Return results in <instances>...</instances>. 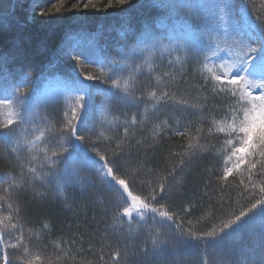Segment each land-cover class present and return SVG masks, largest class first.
I'll use <instances>...</instances> for the list:
<instances>
[{
  "label": "trees",
  "instance_id": "trees-1",
  "mask_svg": "<svg viewBox=\"0 0 264 264\" xmlns=\"http://www.w3.org/2000/svg\"><path fill=\"white\" fill-rule=\"evenodd\" d=\"M200 2L211 4L214 0ZM236 2V19L242 24L255 22L256 15L264 17V0H252L243 17L239 14V0ZM110 3L112 6L108 7ZM154 3L155 0H128L123 5L118 0H0V17L4 18L0 22V56L9 57L6 71H0V99L10 97L12 89L27 77L25 82L28 88L24 90L27 102L23 113L30 115L37 124L41 117L46 116L59 125L64 119L65 110L74 106V97L78 94L62 83L50 85L51 90L46 93L41 92L43 86L56 76L68 79L73 78L74 74L81 78L86 75L96 77L90 81L89 92L85 97L86 108L80 113L87 125L78 127L85 132L87 127L95 128L89 141H95L99 133L104 132L105 137L111 138V143L104 140V145L114 148L115 142L124 136L125 113L129 120L135 114L139 121L145 118L147 111L148 118L144 125L133 126L134 132L130 130L124 144L127 158L119 161L129 168L138 169L141 178L148 168L153 169L149 174L153 180L157 173L169 172L178 159L172 153L180 151V146L186 142V137L172 136L171 131H160V135L154 137V127L160 125L163 129L165 121L171 130L176 128L177 121L183 128L191 120V132L195 136V127L201 123L199 117L202 112L203 136L209 144L219 149L222 134L218 136L214 130L209 134L208 129L212 127L213 117L218 119L227 110L229 98L212 97L209 91L199 89L203 81L196 71L195 58L183 65L169 63L170 60L175 61L177 55H182L180 49L188 40L187 33L202 22L189 21V28L184 24L182 14L154 7ZM42 11L43 16L40 15ZM146 26L161 37L165 44L174 46L177 52L158 55L153 60L151 71L145 69L138 74L136 91L138 94L143 92L144 99L138 108L112 104L108 117L112 123H108L103 120L105 96L97 89L111 91V88L109 84L101 83L103 75L100 68L124 63L122 55L136 46ZM74 56L77 59H73ZM165 73L176 77L171 91L176 92L178 97L187 98L190 103L203 105L202 109L185 111L182 106L171 103H161L153 108L154 101L147 100L145 89L158 91L156 77L169 79L164 76ZM18 108L15 101L11 105L0 106V120L6 119L10 112ZM28 134L31 135V128ZM90 147L91 143L83 146L84 151L93 155L89 151ZM20 152L21 159H30L26 144ZM219 163L215 151H208L183 173L177 169V179L168 204L180 213V222L185 227H189L187 220L191 219L198 231L218 229L231 214H239L242 207L250 206V199L238 195L243 187L239 184V178L230 177L228 187H222V182L217 179L220 175ZM8 174L19 176L16 154L0 144V197L5 196L7 185L3 179ZM81 175L93 177L88 169L82 170ZM244 179L247 183V179ZM94 184L69 187L63 197H54L51 189H28L20 193L11 189V199L5 197L0 200V219L12 216V222L17 223L23 231L29 256L39 255L41 264H117V261L119 264H202L205 258L208 264H216L220 259L235 261L240 249L259 243L262 226L258 220H248V226L234 228L229 233L223 249L214 251L203 246L180 247L175 252H166L157 260H150L140 252L146 242L150 245L148 230H135L133 225L134 230L130 231L127 224H114L115 195L101 187L98 181H94ZM147 188V183L138 180L134 191L146 194ZM258 190L255 189L256 192ZM38 192L44 195H37ZM8 203L13 205L12 209L8 208ZM17 206L20 209L19 217L15 214ZM185 207L189 209L187 216L181 211ZM45 224L47 228H44ZM17 235L19 232L16 229L5 230L0 227V237L4 240V244H0V264H3L5 252L9 264H25L23 248L6 247L8 242H15ZM61 239L64 243H60ZM117 251L120 255L113 260ZM101 255L103 260L100 259Z\"/></svg>",
  "mask_w": 264,
  "mask_h": 264
},
{
  "label": "snow or ice",
  "instance_id": "snow-or-ice-1",
  "mask_svg": "<svg viewBox=\"0 0 264 264\" xmlns=\"http://www.w3.org/2000/svg\"><path fill=\"white\" fill-rule=\"evenodd\" d=\"M128 0H118L123 5ZM252 0H239V14L243 17L248 12V5ZM111 3L108 7H111ZM154 7L169 10L171 13L182 14L184 24L195 20L202 22L196 29L190 30L188 40L181 47L182 55H177L175 61L170 64L183 65L189 59L195 58L196 71L203 83L199 85L201 91H209L212 97H227L229 103L227 110L220 118L213 117L212 127L218 136L222 134V144L219 149L209 144L203 136V114L200 113L201 123L195 127L197 135L193 136L191 129L193 121L188 120L183 128L177 121L175 129H169L167 121L164 128L156 125L153 135L159 136L160 131H171L172 136L186 137V142L180 146V151L173 152L177 162L166 174L157 173L153 180L149 174L153 169L148 168L144 177L138 175V169L129 168L126 164H120L124 155V144L134 132L133 126H143L147 117L137 120L133 114L131 119L123 121L124 136L115 142V147L104 145V132H100L95 141H89V136L94 134V127H87L85 132L78 125H87L81 118V110L86 108L85 97L89 92V86L78 83V91L81 93L74 97V106L66 109L64 119L57 125L46 116L41 117L39 124L35 123L30 115L22 111L27 102L25 82L17 84L10 94L0 99V106L15 103L19 106L14 112H10L6 119L0 120V144L7 146L16 154L19 166V176L8 174L3 179L7 185L5 197L11 199V189L17 193L37 188L51 189L53 196L63 197L69 187L95 186L94 181L106 191L114 193L117 201L114 208L113 223L127 224L132 231L148 230L150 245L146 242L140 249L143 256L150 260H157L166 252H175L178 248H211L214 251L226 246L229 233L235 228L248 226V220H258L262 226L259 243L242 248L235 261L218 260L216 264H264V17L256 15L255 22L247 25L236 19V0H214L211 4L201 3L200 0H155ZM87 7V5H85ZM206 13V15H202ZM41 16L44 15L42 11ZM0 17V22L3 21ZM164 52L173 54L177 49L171 44H165L163 39L157 36L149 27H145L138 43L128 53L122 55L124 63L113 64L100 68L103 75L101 83L109 84L111 91L97 89L105 96V109L103 120L112 123L108 119L111 105L123 104L127 107L138 108L144 99V93H137V76L145 69L151 71L154 67L153 60ZM225 53L226 55H221ZM9 57L0 56V71H6ZM77 59V57H73ZM169 79L163 76L156 77L157 90L145 89L147 100L154 101L152 107L156 108L161 103L167 105L182 106L183 110L202 109L203 105L190 103L187 98L177 96L171 91L176 77L168 73ZM87 81L96 77L86 75ZM207 99V97H205ZM215 105L213 108L215 109ZM70 113V118H69ZM31 128V135L28 130ZM99 142V143H98ZM138 143L140 141H137ZM91 143L89 155L83 146ZM27 145L30 159H21L20 149ZM215 151L218 157L220 175L217 179L222 182V187L227 188L230 177L239 178V184L243 187L238 195L251 200L250 206L242 207L239 214H231L227 222L220 228H212L207 231H198L191 219L187 220L189 227L181 223L180 213L172 209L168 200L172 195L173 185L177 179V169L180 173L190 167L191 164L205 152ZM88 169L93 177L81 175V171ZM209 171H212L209 169ZM171 177V180L169 179ZM255 177V179H254ZM247 183H245V179ZM147 183V193L134 191L137 181ZM259 189L258 192L255 189ZM43 196V192L36 193ZM8 208L13 205L8 203ZM223 208V203H221ZM185 216L189 214L188 207L181 209ZM19 217V206L15 209ZM143 222V223H141ZM173 225L175 226L173 228ZM0 227L5 230L16 229L19 235L15 242H8L6 247L23 248L25 264H41L39 255L29 256V247L24 241V234L17 223L12 222L9 215L0 219ZM48 226L45 224L44 228ZM73 243L75 241H72ZM60 243H64L61 239ZM82 243V241H81ZM0 244H4L0 237ZM59 247V244L56 245ZM90 250V249H89ZM63 251V249H61ZM120 255L119 251L112 257L113 260ZM103 260V255L100 256ZM3 264H9L8 254L2 256ZM119 264V261H117ZM202 264H208L205 258Z\"/></svg>",
  "mask_w": 264,
  "mask_h": 264
},
{
  "label": "rangeland",
  "instance_id": "rangeland-1",
  "mask_svg": "<svg viewBox=\"0 0 264 264\" xmlns=\"http://www.w3.org/2000/svg\"><path fill=\"white\" fill-rule=\"evenodd\" d=\"M82 82L83 84L90 85L91 82L85 80L84 78L78 77L76 74H74V77L71 79L63 78L60 76H56L54 79L50 80L46 85L43 86L41 92L46 93L51 90L49 87L50 85H54L55 83H62L66 88L74 91L76 94H81L78 91V83Z\"/></svg>",
  "mask_w": 264,
  "mask_h": 264
}]
</instances>
